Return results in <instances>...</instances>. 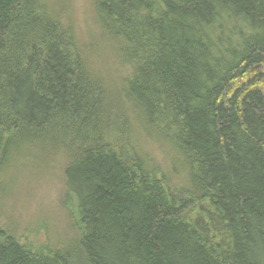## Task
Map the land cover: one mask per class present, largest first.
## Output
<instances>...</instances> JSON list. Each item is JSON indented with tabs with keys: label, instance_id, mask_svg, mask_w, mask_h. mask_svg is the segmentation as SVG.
<instances>
[{
	"label": "trees",
	"instance_id": "trees-1",
	"mask_svg": "<svg viewBox=\"0 0 264 264\" xmlns=\"http://www.w3.org/2000/svg\"><path fill=\"white\" fill-rule=\"evenodd\" d=\"M93 11L82 43L59 1L0 0V195L13 163L66 155L75 231L41 246L0 218V264H264V0ZM98 50L119 63L134 122L108 112ZM133 126L165 166L130 147Z\"/></svg>",
	"mask_w": 264,
	"mask_h": 264
},
{
	"label": "rangeland",
	"instance_id": "rangeland-1",
	"mask_svg": "<svg viewBox=\"0 0 264 264\" xmlns=\"http://www.w3.org/2000/svg\"><path fill=\"white\" fill-rule=\"evenodd\" d=\"M51 1H59L62 4L64 16L73 21L82 43L95 42L98 33L93 22L95 0ZM99 53L102 52L99 51ZM105 55L108 54L102 56L98 54L94 59L97 60L95 70L102 80L113 78L110 81V88L106 87L105 93L116 97V106L110 107L108 112L116 116L117 113L119 115L118 110L123 109V112L128 115H126L128 122L129 120L134 122L129 105L119 96L121 83L114 80L115 75L123 73L122 69L112 57ZM102 83L105 87L104 82ZM113 89L117 91H114V95ZM125 124L128 125L126 121ZM131 133L130 147L134 146L140 151L143 150L151 160L160 166H165L167 148L153 144L134 126L131 128ZM123 137H115L112 143L127 155V149L120 142L123 141ZM137 140L140 144L136 143ZM52 158L47 165L42 163L38 165L27 159L11 165L5 176L8 180L6 188L0 195V218L5 225L12 227L18 234L16 236H21L23 241L41 246L61 247L67 239L75 237V231L65 207L66 155L57 154ZM14 166L16 168L13 169Z\"/></svg>",
	"mask_w": 264,
	"mask_h": 264
}]
</instances>
